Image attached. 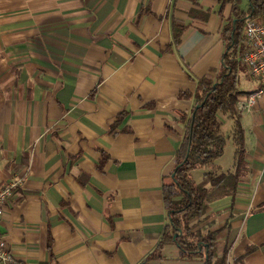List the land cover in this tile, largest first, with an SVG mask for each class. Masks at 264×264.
I'll list each match as a JSON object with an SVG mask.
<instances>
[{"label":"crops","instance_id":"0c3cea01","mask_svg":"<svg viewBox=\"0 0 264 264\" xmlns=\"http://www.w3.org/2000/svg\"><path fill=\"white\" fill-rule=\"evenodd\" d=\"M233 18L217 0H0V186L22 181L0 243L19 264H142L157 249L195 104L183 95L223 67ZM243 67L240 89L254 92ZM241 123L248 169L202 226L219 231L227 264L250 246L242 264H264V99ZM162 255L203 264L178 260L176 244Z\"/></svg>","mask_w":264,"mask_h":264},{"label":"trees","instance_id":"16d2710c","mask_svg":"<svg viewBox=\"0 0 264 264\" xmlns=\"http://www.w3.org/2000/svg\"><path fill=\"white\" fill-rule=\"evenodd\" d=\"M217 2L221 12L231 5L234 14L223 33L226 41L224 64L215 76L209 74L198 81L195 94L183 95L194 98L195 104L190 114L182 118L185 132L177 152V168L173 183L163 190L169 224L157 249L142 264H162L165 259L162 250L167 244L178 246V260L181 261L202 260L203 264L228 262L229 249L219 247V231L202 225L210 218L208 210L212 203L227 198L234 200L249 166L241 112L238 110V102L252 93L240 89L244 70L242 56L247 49L244 23L247 18L264 20V0H248L246 10L241 7V0ZM185 28L183 24H174L176 45L181 43ZM229 143L234 147L233 164L225 169L219 160L225 156ZM197 171L202 172L199 180L194 176ZM258 249L247 247L235 263L242 264Z\"/></svg>","mask_w":264,"mask_h":264},{"label":"built area","instance_id":"2783aa9c","mask_svg":"<svg viewBox=\"0 0 264 264\" xmlns=\"http://www.w3.org/2000/svg\"><path fill=\"white\" fill-rule=\"evenodd\" d=\"M244 37L247 49L242 56V62L261 86L238 102L240 112L253 110L264 99V20L247 18L244 23ZM21 188L22 181L19 177H13L0 186V221L4 209L20 195ZM0 264H19L4 243H0Z\"/></svg>","mask_w":264,"mask_h":264},{"label":"rangeland","instance_id":"374dc122","mask_svg":"<svg viewBox=\"0 0 264 264\" xmlns=\"http://www.w3.org/2000/svg\"><path fill=\"white\" fill-rule=\"evenodd\" d=\"M247 6H248V0H243V1L241 2V7H242L244 10H246V9H247ZM242 87H243L244 89H246V88H248V87H251V85L248 84V83H246V82H242V84H241V88H242ZM233 152H234V147H233V145H232L231 143H229V144L227 145V149H226L225 156H224L221 160H219V164L222 165V166H226V167H228V166L230 165V161H231V159L233 158ZM201 175H202V172H199V171H197V172L194 173V176H195V178H196L197 180L200 179ZM221 249H222V248H221ZM240 251H241V249L239 248V246H237L236 248H233V250H232V254H238ZM230 261H231V262H230L229 264H235V262H234V258H230Z\"/></svg>","mask_w":264,"mask_h":264},{"label":"water","instance_id":"95a60500","mask_svg":"<svg viewBox=\"0 0 264 264\" xmlns=\"http://www.w3.org/2000/svg\"><path fill=\"white\" fill-rule=\"evenodd\" d=\"M177 237V235L175 236V238Z\"/></svg>","mask_w":264,"mask_h":264}]
</instances>
